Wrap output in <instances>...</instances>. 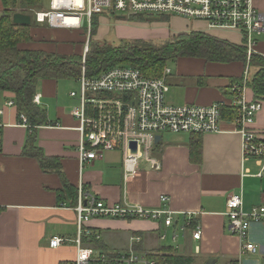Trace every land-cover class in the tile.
<instances>
[{
  "label": "crops",
  "instance_id": "0c3cea01",
  "mask_svg": "<svg viewBox=\"0 0 264 264\" xmlns=\"http://www.w3.org/2000/svg\"><path fill=\"white\" fill-rule=\"evenodd\" d=\"M43 4L41 0L40 6L28 12L14 10L12 15L21 13L31 18V25L26 26L30 40L18 43V50L82 59L86 31L35 24L31 13L43 9ZM48 5L49 1L45 7ZM253 6L264 15V0H255ZM111 18L112 22L109 17L94 18L98 25L90 41L113 45L111 35L116 45L131 40L161 44L160 41L171 36L196 32L244 47L240 33L210 29L204 22L174 18L159 24V21ZM256 35L260 40H256L254 54L264 56V32ZM170 62L174 66L169 67ZM165 71H169L166 102L171 106H209L220 102L229 105L233 100L232 85H241L247 74L242 95L246 102H257L259 107L249 127L264 141V101L254 98L250 81L257 69L248 62L233 59L217 63L198 57H178L166 62L162 75ZM77 78H38L35 86L38 104L33 102L45 111L47 121L36 130L37 145L46 157L59 158L64 178L76 190V199L66 194L58 174L42 171L35 158L23 155L28 127L18 124L23 114L17 112L15 94L0 91L3 125L0 127V264H72L77 255L75 206L80 185L88 195L110 205L126 202L150 211L175 213L171 226H165L162 219L84 220L83 245L94 256L133 250L153 257L165 249L169 254L191 258L192 264H205L209 259H215V264H264V221L250 223L248 242L257 247V253L246 255L241 253L240 239L230 233L225 216L226 202L231 196L241 197L242 211L247 214L264 202V173L258 176L262 165L252 157L244 158L242 138L231 122L229 106L221 109V132L201 136L164 133L155 149L160 170L151 171L140 163L135 174L125 177L119 151L106 152L92 162H79L78 123L71 115L77 100L70 97L71 92L79 90H68L74 81L79 88ZM8 102L14 105L7 106ZM192 142H199V151L192 150ZM161 197L167 201L162 202ZM188 219L192 227H201L200 240L192 239L189 228L181 231ZM53 238L65 242L51 248L49 242ZM135 238L139 240L134 241ZM167 239L171 243H161Z\"/></svg>",
  "mask_w": 264,
  "mask_h": 264
},
{
  "label": "built area",
  "instance_id": "2783aa9c",
  "mask_svg": "<svg viewBox=\"0 0 264 264\" xmlns=\"http://www.w3.org/2000/svg\"><path fill=\"white\" fill-rule=\"evenodd\" d=\"M254 1L49 0L47 8L34 10L31 16L35 24L51 29L86 31L81 71L77 78L79 92L70 93V97L77 100L71 115L78 123L76 130L80 138L77 153L80 164L100 159L106 152L119 151L125 177L135 174L140 163L151 171H159L161 165L155 153L157 136L164 133L199 136L219 133L221 109L229 106L236 110L231 122L242 138L243 156L259 161L262 165L260 177L264 173V141L249 127L259 107L257 102H246L242 95L247 74L241 85H232L233 100L229 105L220 102L209 106H171L166 102L169 92L166 75L169 71L159 78H153L144 76L137 69L117 66L91 77L85 69L94 18L102 15L129 22L145 17L146 21L182 18L204 22L210 29L236 31L243 37L248 62L255 53L253 35L264 32V15L254 8ZM33 102L38 104L37 96ZM6 105L13 106L14 103L8 102ZM18 124L28 127L24 115H20ZM132 143L136 146L135 153L130 148ZM161 201L166 202L167 198L161 197ZM75 211L78 216V232L74 240L77 255L72 264H155L151 255L138 254L133 250L123 254L94 256L93 251L83 245L81 226L88 218L162 219L165 226H171L175 214L167 210L150 211L126 202L110 205L88 195L81 185L78 187ZM225 216L230 233L241 241V253L256 254L257 247L248 242V231L251 222L264 221V202L247 214L242 211L241 197L231 196L226 202ZM187 228L191 230L193 240H200L202 230L199 225L192 227L188 219L181 231ZM64 242L62 238H53L49 246L57 248Z\"/></svg>",
  "mask_w": 264,
  "mask_h": 264
},
{
  "label": "trees",
  "instance_id": "16d2710c",
  "mask_svg": "<svg viewBox=\"0 0 264 264\" xmlns=\"http://www.w3.org/2000/svg\"><path fill=\"white\" fill-rule=\"evenodd\" d=\"M0 3V91L15 94L17 112L27 119L29 133L23 155L35 158L42 171L58 174L66 194L76 199V190L64 178L59 158L46 157L37 145L36 130L47 124V121L45 111L33 103V98L40 77L77 78L80 75L81 58L18 50V43L30 40V37L26 26L13 24L12 14L15 9L21 13L28 12L40 6L41 0H0ZM140 19L136 18L134 22H141ZM97 25L94 20L92 35ZM169 39L159 45L141 40L120 41L116 46L91 41L85 59L87 75L93 77L117 66H127L139 70L146 77L159 78L166 62L178 57H198L217 63L233 59L247 62L245 46H234L206 34L192 32L171 36ZM249 65L257 69L250 81L254 98L264 101V58L252 54ZM229 111L233 118L236 110L231 108ZM191 146L193 151H199V142H192ZM88 238L95 241L93 237ZM161 252L159 256L151 257L155 264H192L191 258L169 254L165 249Z\"/></svg>",
  "mask_w": 264,
  "mask_h": 264
},
{
  "label": "rangeland",
  "instance_id": "374dc122",
  "mask_svg": "<svg viewBox=\"0 0 264 264\" xmlns=\"http://www.w3.org/2000/svg\"><path fill=\"white\" fill-rule=\"evenodd\" d=\"M43 1V7H45V5L47 4V2L49 1V0H42ZM0 5H1V3H0ZM40 9V8H39ZM39 9H37V10H39ZM0 11H1V6H0ZM103 17H107L106 15H102ZM116 16H119V15H116ZM110 18V22H112L113 21V18H111V17H109ZM146 18V17H145ZM145 18L144 19H140V21L141 22H148V21H146L145 20ZM172 19H174V18H170V20H172ZM133 22V21H132ZM167 23V22H170L169 21V19H168V21L167 20H160L158 23L159 24H162V23ZM174 25H176V23H173ZM87 25V24H86ZM109 38H110V41H112L111 43L115 46L116 45V43H117V41H116V39H114L111 35L109 36ZM260 37L259 36H257L256 34H254L253 35V39L255 40V42H256V40L257 41H259L260 39H259ZM170 39H171V37H170ZM169 39V40H170ZM165 41V40H164ZM164 41H160L161 43H163ZM159 45V44H158ZM248 63H249V61H248ZM168 66L169 67H172V66H174V62H170V63H168ZM81 68V67H80ZM80 71H81V69H80ZM70 85H72V87L71 86H69L68 87V90H75V88H77L75 91H77V90H79V88L77 87V83L74 81V82H72V83H70ZM78 92V91H77ZM178 236H179V234H178ZM180 239H179V237H178V239H177V241H179ZM170 241V242H169ZM161 243H163V244H168V243H171V240H165V241H163V242H161Z\"/></svg>",
  "mask_w": 264,
  "mask_h": 264
},
{
  "label": "water",
  "instance_id": "95a60500",
  "mask_svg": "<svg viewBox=\"0 0 264 264\" xmlns=\"http://www.w3.org/2000/svg\"><path fill=\"white\" fill-rule=\"evenodd\" d=\"M149 21H157L156 19H149ZM12 22L13 24L15 25H22V26H30L31 25V18L29 15H24V14H21V13H16L12 16ZM256 55V54H255ZM261 56L262 58H264V56L262 55H259ZM161 137L160 136H157L155 138V141L156 143H158L160 141ZM130 148H131V151L133 153L136 152V146L134 143L130 144ZM216 263V260L215 259H209L205 264H215Z\"/></svg>",
  "mask_w": 264,
  "mask_h": 264
}]
</instances>
